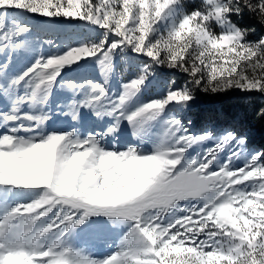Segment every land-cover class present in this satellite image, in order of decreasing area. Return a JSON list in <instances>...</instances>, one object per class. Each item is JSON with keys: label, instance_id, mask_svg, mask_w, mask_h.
<instances>
[{"label": "snow or ice", "instance_id": "snow-or-ice-1", "mask_svg": "<svg viewBox=\"0 0 264 264\" xmlns=\"http://www.w3.org/2000/svg\"><path fill=\"white\" fill-rule=\"evenodd\" d=\"M245 11L264 25V0H0V264H264V150H247L239 115L197 129L192 113L199 93L264 98V35L234 22ZM28 14L98 31L33 48ZM129 51L145 59L117 94L114 57ZM54 88L69 93L55 110ZM253 112L264 122V105ZM124 121L139 143L119 145ZM19 190L38 194L11 204ZM86 229L116 230L114 250L95 255Z\"/></svg>", "mask_w": 264, "mask_h": 264}, {"label": "rangeland", "instance_id": "rangeland-1", "mask_svg": "<svg viewBox=\"0 0 264 264\" xmlns=\"http://www.w3.org/2000/svg\"><path fill=\"white\" fill-rule=\"evenodd\" d=\"M201 3V0H185L186 7L189 9L198 6ZM20 19L23 23L30 25L31 30L27 34H25V38L29 39L32 42L33 48H38V45L42 41H54L57 45H59L61 50H65V45L69 42H76L81 38H92L97 34V29L94 26L88 24L83 20H65L63 18H46L35 15H21ZM235 23L236 17L233 18ZM239 24V23H238ZM242 26V25H241ZM243 27V26H242ZM249 39H256L249 36ZM43 54L47 55L53 51H56L52 45L44 44L41 49ZM144 57H138L135 53L127 52V53H119L114 57L115 71L110 80V90L117 93L119 91V84L121 83V78L124 80L130 79L136 71V65L140 61H143ZM29 62V58H17L14 60L11 71L14 73H18L24 69V67ZM158 76H167L168 79H177L178 83H182V77L177 78L175 76H170L173 70L159 68L156 69ZM85 75L89 76V78L99 79L98 70L93 69L90 72H78L74 74H70L71 76H75L76 78H82ZM182 75V74H181ZM163 91V84L161 81L157 80L153 84H151L148 88L144 89L137 101H134L132 104V108H135L139 102H144L147 99L153 98L155 95L161 94ZM240 95V93H229V94H205L199 93L197 102L193 106L192 113L194 117V123L196 128L198 129L202 123L206 120L210 119L217 126H224L228 119L220 118L217 115V112L223 111L222 107V99L228 98L233 95ZM67 93L63 89L54 88L52 95L49 97L50 107L55 110L56 104L61 103L66 96ZM50 127L61 128L62 130H67L70 127L75 126V123L71 121L69 117L58 118L56 115L52 116L51 121H49ZM243 130L247 133L248 141H247V150H264L261 146L258 145L257 140L254 138L253 132L251 130ZM125 133V134H124ZM81 134H86L85 129H81ZM128 135V139H122V135ZM132 135L131 129L128 126L127 121H124L121 125V131L119 133L118 143L121 146H125L128 143H131ZM123 140V141H122ZM148 150H151V144L145 141L142 145ZM226 159V156L223 157ZM240 162L237 161V164ZM38 194V190H19L14 195L10 197L11 204H15L17 202H27L33 198H36ZM5 208H0V213H2ZM95 219V218H94ZM84 226L82 225L81 228ZM79 231V230H78ZM81 239H88L90 243L95 248V255H104L114 250V244L118 243V233L116 230H112L107 235H97L92 232L91 229H86L80 233Z\"/></svg>", "mask_w": 264, "mask_h": 264}, {"label": "trees", "instance_id": "trees-1", "mask_svg": "<svg viewBox=\"0 0 264 264\" xmlns=\"http://www.w3.org/2000/svg\"><path fill=\"white\" fill-rule=\"evenodd\" d=\"M236 21L243 27H253L254 32H250L249 36L252 38H259L260 35H264V25H260L255 21L254 17L248 14L246 11L242 12L240 16L236 17ZM242 94L233 95L228 98L222 99L223 111L217 112L220 118L229 119L234 115H239L243 118V128L251 130L254 138L261 148L264 149V122L257 118V115L253 112L255 108L259 111V106L264 105V98L259 96H249L244 99V103H241Z\"/></svg>", "mask_w": 264, "mask_h": 264}, {"label": "bare ground", "instance_id": "bare-ground-1", "mask_svg": "<svg viewBox=\"0 0 264 264\" xmlns=\"http://www.w3.org/2000/svg\"><path fill=\"white\" fill-rule=\"evenodd\" d=\"M124 134H125V133H124ZM124 134L121 136V138H122V139H128L129 136H128V135H124ZM122 141H123V140H122ZM129 142H131V143H139V141H136V140H134L133 138H132L131 141H129Z\"/></svg>", "mask_w": 264, "mask_h": 264}]
</instances>
